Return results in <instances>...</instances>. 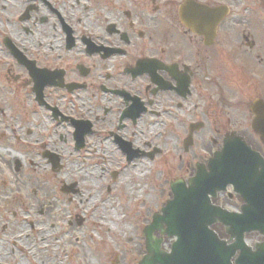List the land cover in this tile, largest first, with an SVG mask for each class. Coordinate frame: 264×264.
<instances>
[{
    "label": "flooded vegetation",
    "instance_id": "1",
    "mask_svg": "<svg viewBox=\"0 0 264 264\" xmlns=\"http://www.w3.org/2000/svg\"><path fill=\"white\" fill-rule=\"evenodd\" d=\"M259 125L264 0H0V264H44L36 225L63 219L54 201L79 193L74 176L105 178L109 191L156 163L166 195L142 228L145 250L153 215L173 190L188 203L199 171L229 166L216 157L226 146L264 160ZM208 199L227 212L246 205L231 184ZM209 228L231 245L223 224ZM165 229L153 236L169 251ZM243 239L264 244L258 232Z\"/></svg>",
    "mask_w": 264,
    "mask_h": 264
},
{
    "label": "water",
    "instance_id": "2",
    "mask_svg": "<svg viewBox=\"0 0 264 264\" xmlns=\"http://www.w3.org/2000/svg\"><path fill=\"white\" fill-rule=\"evenodd\" d=\"M187 7L190 8L189 5ZM255 129L264 139V128L259 125ZM240 146L236 154L226 146L216 156L219 161L229 162L224 170L213 174L198 172L189 180L188 184L194 189L187 193L194 196L188 197V203L180 201L183 199L180 194L186 192L173 190L174 198L162 209L163 215L153 216L152 223L144 230L147 254L139 264H230L234 249H241L237 264H264V245L260 246L262 251L251 252L243 241L244 232L264 234V203L255 205L256 201L264 202V198L254 197V194L264 193V161L244 144ZM228 183L233 184L247 201L240 214L220 210L209 203L208 194L214 195ZM194 199L197 202L191 203L190 200ZM215 221L221 222L235 237L231 246L228 247L209 230L208 226ZM161 222L166 225L165 233L176 238L169 253L160 249L161 240L152 235Z\"/></svg>",
    "mask_w": 264,
    "mask_h": 264
},
{
    "label": "rangeland",
    "instance_id": "3",
    "mask_svg": "<svg viewBox=\"0 0 264 264\" xmlns=\"http://www.w3.org/2000/svg\"><path fill=\"white\" fill-rule=\"evenodd\" d=\"M155 164L142 163V170L122 172L109 191L105 178L99 182L95 176H74L82 180L79 193L72 195L69 203L65 197L54 201L67 209L63 219H54L52 228L48 219L36 225L38 236L45 237L47 243L40 252L44 264L76 263L77 255L86 251L94 255V264H138L145 254L141 231L147 215L151 216L166 195H161L165 187ZM100 216L103 219L98 224ZM81 262L78 264H83V258Z\"/></svg>",
    "mask_w": 264,
    "mask_h": 264
},
{
    "label": "bare ground",
    "instance_id": "4",
    "mask_svg": "<svg viewBox=\"0 0 264 264\" xmlns=\"http://www.w3.org/2000/svg\"><path fill=\"white\" fill-rule=\"evenodd\" d=\"M127 187H129V185H127ZM126 187V188H127ZM107 216V214L105 215ZM102 219L103 217L100 216L99 220L96 221L98 224L99 223H102ZM93 254L90 253L89 251H86V252H82L80 253L79 255H77L78 257V261L81 262L82 261V258H83V264H94V259H93ZM78 261L76 263H73L72 261L69 262V264H78ZM82 263V262H81Z\"/></svg>",
    "mask_w": 264,
    "mask_h": 264
}]
</instances>
